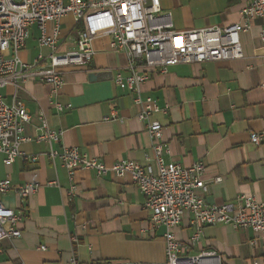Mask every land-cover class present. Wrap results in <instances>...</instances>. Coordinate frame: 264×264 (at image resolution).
I'll use <instances>...</instances> for the list:
<instances>
[{"label": "crops", "instance_id": "0c3cea01", "mask_svg": "<svg viewBox=\"0 0 264 264\" xmlns=\"http://www.w3.org/2000/svg\"><path fill=\"white\" fill-rule=\"evenodd\" d=\"M246 4L247 0H191L187 20L177 26L172 14L173 25L176 30L228 26L242 21ZM60 27L58 50H74L80 25L68 14ZM263 31L261 16L241 33V59L183 63L166 73L145 70L149 77L143 95L167 107L154 115L163 124L169 150L164 161L183 166L202 161L208 203L234 201L239 194L264 201V145L250 138L251 133L264 131ZM38 32L37 26L30 28L20 57L33 63L43 55L41 65H46L51 50L39 45ZM93 47L96 54L87 66L65 70L56 95H51L48 84L23 83L19 94L32 115L24 126L25 135H36L41 124L38 112L43 110L50 127L62 131L63 144L78 147L82 154L108 166L124 159L156 165L153 140L138 118L142 105L114 82L117 73H128L127 54L113 51L107 35L95 38ZM92 72L100 73L95 80L89 76ZM14 92L12 85L0 89L9 103ZM54 101L71 107L59 113ZM113 109L121 121L104 119ZM21 150L23 156L10 165L0 153V179L9 177L16 187L38 183L40 188L23 207L14 191L0 194L1 202L22 210L18 224L22 235L0 242V264H69L72 256L78 264H167L165 228L149 229L146 197L129 175L80 168L77 188L71 192L68 172L59 160L53 163L48 158L47 144L26 142ZM173 232L178 240L190 242L189 212ZM201 248L219 251L223 264H264V239L252 229L206 226L200 244L192 245L189 254Z\"/></svg>", "mask_w": 264, "mask_h": 264}, {"label": "built area", "instance_id": "2783aa9c", "mask_svg": "<svg viewBox=\"0 0 264 264\" xmlns=\"http://www.w3.org/2000/svg\"><path fill=\"white\" fill-rule=\"evenodd\" d=\"M68 14H72L80 25L77 45L74 50L60 52V21ZM261 16H264V0H247L241 10V22L176 30L172 13H163L161 0H0V89L6 85L15 88L10 103L0 93V153L4 154L5 164L10 165L23 156L22 144L35 141L47 144L45 154L48 158L53 163L59 160L66 168L71 192L77 188L76 173L80 168L95 169L98 174L129 175L146 197L145 208L150 211L149 229L165 228L167 264H223L219 251L201 248L191 255L190 247L200 244L206 226L215 224L252 229L264 239V201L254 195L239 194L234 201L208 203L205 199L208 184L202 177L205 170L202 161L190 166L164 161L163 154L169 150L163 141V124L154 115L165 112L167 107H160L152 97L143 95V85L149 77L145 70L157 69L166 73L169 67L183 63L241 59L244 57L241 33L249 29L254 18ZM32 26L38 28L39 45L51 50L49 64L41 65L43 55L33 63L20 57ZM101 35L110 37L113 51L127 54L128 73H117L114 82L120 89L132 93L134 101L142 105L138 118L145 123L153 140L156 165L124 159L108 166L96 157L82 154L78 147L63 144L62 131L50 127L43 110L38 112L41 124L36 135L24 133V126L31 121L32 115L19 94L23 83L34 80L48 84L51 95H56L64 84L66 69L85 67L91 62L96 54L93 41ZM261 38L264 42V31ZM53 103L59 113L71 107L57 101ZM104 119L122 120L116 109ZM250 138L256 145H264V131L253 132ZM31 159L35 160L36 156ZM146 159L150 157L146 156ZM39 188L38 183L16 187L9 177L0 179V194L14 191L22 207ZM186 212L191 214L193 226L188 243L178 240L173 232ZM21 220L22 210L0 201V242L22 235L18 225ZM69 264H78L75 256Z\"/></svg>", "mask_w": 264, "mask_h": 264}, {"label": "rangeland", "instance_id": "374dc122", "mask_svg": "<svg viewBox=\"0 0 264 264\" xmlns=\"http://www.w3.org/2000/svg\"><path fill=\"white\" fill-rule=\"evenodd\" d=\"M163 13L172 12L175 25H183L187 20L186 11L191 0H161Z\"/></svg>", "mask_w": 264, "mask_h": 264}, {"label": "water", "instance_id": "95a60500", "mask_svg": "<svg viewBox=\"0 0 264 264\" xmlns=\"http://www.w3.org/2000/svg\"><path fill=\"white\" fill-rule=\"evenodd\" d=\"M99 74V72H92L89 74V76L91 77V79L95 80L96 78H98Z\"/></svg>", "mask_w": 264, "mask_h": 264}]
</instances>
